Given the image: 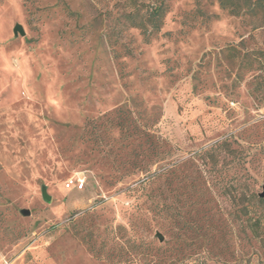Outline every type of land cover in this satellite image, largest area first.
Listing matches in <instances>:
<instances>
[{
	"label": "rangeland",
	"instance_id": "1",
	"mask_svg": "<svg viewBox=\"0 0 264 264\" xmlns=\"http://www.w3.org/2000/svg\"><path fill=\"white\" fill-rule=\"evenodd\" d=\"M235 2L0 0V264H183L208 240L209 264H264V205L257 225L213 186L222 162L163 173L264 115V11ZM156 6L147 41L130 16ZM241 167L261 194L264 161Z\"/></svg>",
	"mask_w": 264,
	"mask_h": 264
},
{
	"label": "trees",
	"instance_id": "2",
	"mask_svg": "<svg viewBox=\"0 0 264 264\" xmlns=\"http://www.w3.org/2000/svg\"><path fill=\"white\" fill-rule=\"evenodd\" d=\"M222 8L230 9L232 14H240L239 6L236 4L235 0H220ZM245 12H254L258 10L264 11V0H245ZM163 9L159 6L151 7L145 16H140L138 13L133 12L130 16L131 25L134 27L141 28L145 35V39L148 41V37L157 33L161 30V15L163 14ZM137 14V15H136ZM149 28L151 31L149 32ZM259 52H247L244 56L251 55V61L247 63V68H252L253 61H256V54ZM249 54V55H248ZM255 100H257L258 108L264 107V80L257 82L252 89ZM249 139V140H248ZM253 150H256L253 152ZM253 152V153H252ZM260 156V160L264 161V115L261 116L253 123L246 124L242 126L238 133L232 132L221 140H217L206 148H202L200 151L196 152L190 156L183 163L174 162L170 167H165L163 173L173 174L178 167L182 164L190 163L191 166L197 168V164L201 160L203 164L208 165L209 159L213 166H216L222 162V170L225 169L224 176L215 177L213 180V186L222 189L226 194H230L234 197L236 193H243L248 196L247 201L253 206L252 212L253 217L256 218L257 225L261 218L263 217V211L259 210L262 204L264 205V197L260 196V193L256 192L255 185L251 182V176L248 172L242 171V165L252 160L254 157ZM166 158V157H165ZM165 158H162L164 160ZM249 159V160H248ZM241 169V170H240ZM242 171V172H241ZM159 175V174H158ZM157 175V176H158ZM205 183V182H204ZM264 185V178L262 180ZM206 189L202 188L201 199L202 204L209 208V197L205 196ZM246 192V193H245ZM160 211L166 218L175 219L177 213L175 212V203L164 202ZM208 218V217H207ZM251 220V219H250ZM191 245H193L191 243ZM198 245H203L202 243ZM199 247V246H198ZM203 254L199 252L191 258V260L186 259L183 264H209V240L205 244ZM169 264H176L175 261L169 262Z\"/></svg>",
	"mask_w": 264,
	"mask_h": 264
},
{
	"label": "built area",
	"instance_id": "3",
	"mask_svg": "<svg viewBox=\"0 0 264 264\" xmlns=\"http://www.w3.org/2000/svg\"><path fill=\"white\" fill-rule=\"evenodd\" d=\"M86 178L82 174H73L66 180V187L70 189H82L85 185Z\"/></svg>",
	"mask_w": 264,
	"mask_h": 264
},
{
	"label": "water",
	"instance_id": "4",
	"mask_svg": "<svg viewBox=\"0 0 264 264\" xmlns=\"http://www.w3.org/2000/svg\"><path fill=\"white\" fill-rule=\"evenodd\" d=\"M14 32L17 33H21L24 34V30L22 28V26L20 24H17L16 27L14 28ZM43 197L47 200V201H51V196L48 194L47 190L44 188L42 191ZM261 197H264V191L260 194ZM25 214H29V210H25L24 212Z\"/></svg>",
	"mask_w": 264,
	"mask_h": 264
}]
</instances>
